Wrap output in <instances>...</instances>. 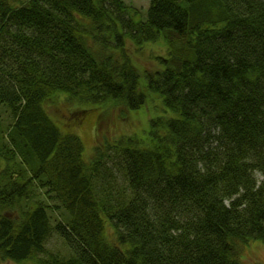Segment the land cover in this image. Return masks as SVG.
<instances>
[{
	"label": "trees",
	"instance_id": "1",
	"mask_svg": "<svg viewBox=\"0 0 264 264\" xmlns=\"http://www.w3.org/2000/svg\"><path fill=\"white\" fill-rule=\"evenodd\" d=\"M139 12L0 0V264H246L241 246L264 241V0ZM159 41L167 54L140 71L127 42ZM148 90L178 116L151 120L149 149L97 136L90 161L45 106L60 93L138 110Z\"/></svg>",
	"mask_w": 264,
	"mask_h": 264
},
{
	"label": "rangeland",
	"instance_id": "2",
	"mask_svg": "<svg viewBox=\"0 0 264 264\" xmlns=\"http://www.w3.org/2000/svg\"><path fill=\"white\" fill-rule=\"evenodd\" d=\"M125 1L140 10L134 17L136 21L145 18L150 0ZM126 46L140 71L157 68L159 64L157 61H153L151 57L167 54L166 46L161 41L144 44L141 48L132 45L130 42H127ZM141 82L143 86H146V79L143 76ZM147 94L148 100L143 108L125 112L114 106L113 101L100 104L77 103L69 101L66 96L60 93L48 99L45 106L50 117L63 133L75 134L80 137L84 146L83 159L90 161L95 153L97 136L104 143L117 144L122 142L123 145L134 146L135 144L129 141L135 139L140 148L149 149L153 146L151 120L162 116L166 118L176 117L178 114L165 107L162 94L150 90ZM159 131L165 133L166 128L160 127ZM211 145L215 146L216 143L213 142ZM256 178L261 181L264 176L257 172ZM4 231L6 232V229ZM106 232L107 239L111 243L117 244L115 229L109 221ZM238 259L246 264H264V241L252 240L245 246H241ZM4 264L18 263L11 258Z\"/></svg>",
	"mask_w": 264,
	"mask_h": 264
}]
</instances>
